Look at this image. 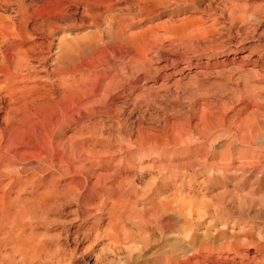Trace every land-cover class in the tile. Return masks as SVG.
<instances>
[{
	"label": "bare ground",
	"instance_id": "6f19581e",
	"mask_svg": "<svg viewBox=\"0 0 264 264\" xmlns=\"http://www.w3.org/2000/svg\"><path fill=\"white\" fill-rule=\"evenodd\" d=\"M145 1L146 0H133L132 3L130 1L131 4L127 3V5H125L121 0H0V236L4 237L0 238V245L1 247H3V244H6L7 246L9 245L6 248L0 249V264H6L10 261L13 262L15 258H17L16 263L27 264V262L31 261L30 259L29 261L27 259L28 254L31 255L32 258L34 257L37 259H40L41 257L50 258V252L48 253L47 250L44 249V246L46 245L43 244V241L41 242L44 238V233L42 234L43 236L40 241L39 239L34 241V251L30 252L28 248L25 250L27 244L31 243H27V241L34 238L31 235L33 234V231L29 230L30 228L28 229L27 225L31 223L32 225L35 224L36 226H40V223L33 224L32 222H36L37 220L42 221L45 216L44 213H47L45 210H49V208L52 210L53 207L57 208L55 205H58L59 202L62 203L63 201H68L70 204L71 201L72 204L74 203L76 207H79V205L84 206L87 202L95 200L97 202L96 205L99 204L102 209L107 208L105 212L107 211L109 216L106 214V217L104 218H107L108 216L109 218L107 219L109 220V223L106 220L107 225L101 229V231H97L96 234L98 233L101 237L105 239L107 238L111 243L113 242L112 240L116 239L148 238L145 233L147 232V228L145 227H148L147 223L164 219L169 214L175 212L174 209L168 205L169 203H165L166 200L164 202H160V200L158 203L156 201L154 207L150 206L151 208L147 207L145 209L141 208L140 210H135V216H133L132 219H137V221L135 220V223L130 227L125 226L126 223H130L129 220L131 219H128L124 212L129 211L132 205H138L136 204L138 201L135 202L133 200L136 198L133 197L135 196L134 194L139 195V193H141V198H143L148 195L146 194L147 191L150 192L153 187L157 188L159 185H155L157 183L154 182L155 178L153 176V178H150V180L145 182L141 188L134 185L133 179H127L128 174H124L127 176L125 179L119 177L122 175L115 177V180L113 177L116 174H122V170L125 171L126 168L128 169L127 165L130 164L133 166V163L137 162L139 163L137 166L139 172L136 171L134 173L138 172L140 175L141 171L143 172V170H145L143 169V166H141L142 164H140L141 159L148 156L151 151L160 152L161 155L160 149L163 146L161 144L158 146L157 143L150 144L151 142L149 143L150 145L147 143V145H144L145 143H141V140L138 139L137 132L135 135L132 133L133 130L132 132L128 130L131 134H128L130 139L126 140V146L121 144L123 138H121V140L116 138L115 142L117 145H114L115 142L114 144H111L109 142L110 139L108 140V137L104 135L103 130L105 129V122H102V120L104 121L106 118L105 116H108L109 114L106 115L103 113L105 118H102V120L100 118V114L102 115L101 110L109 111L114 109L112 110L113 113H115V110H118V113H121L126 106H129L128 103H130L133 108L138 107L141 102H144V104L148 103L149 105L152 103V98L160 100L161 98H165L172 91L173 93L179 92L183 85L190 86V84H192L193 86V83L194 85L197 84L198 80L196 78H198L200 73H204L208 68L214 67L215 65V63L211 64L206 60L200 61V59L197 58L195 60V58L189 56H195L196 54L193 52L194 49L191 44L190 46L193 50L191 48L189 49L186 41H193L192 38H194L195 35L199 32L201 33V31L204 32V26L201 29L202 26L199 28L198 23L191 21L195 19H181L182 17L177 21H173V17L172 19L170 17L166 22L152 26V19L156 16L158 17V15L154 13L156 11L147 14L148 12L146 13V11H149V7H146L145 3L147 5L149 1V3L153 4L155 0ZM171 1L169 2L171 3ZM155 3L157 4V2ZM158 3L160 6L161 3ZM151 4L147 6H151ZM143 5L146 10H144V14H147V16L149 15L150 17L145 15L139 17L138 14H141L139 12H144L141 9L144 8ZM12 7H15V10L13 9L14 11L11 9ZM155 7L156 6L154 5V8ZM157 7L155 10H159ZM162 7L163 6H161V8ZM165 7H163V9L160 8V10H164ZM150 8H153V6ZM123 10L127 12L133 11L131 15L134 16L136 14V17L138 18L134 19V17L123 23L124 19H126V17H123ZM12 11L15 14L14 16L11 14ZM8 12L10 13L7 14ZM153 13L154 17L151 16ZM10 14L12 16H10ZM120 15L123 17L122 23L118 20V18L121 17ZM131 15L130 17H132ZM197 18H199V15ZM198 20H200L199 22H201V24L205 23H202L203 20L201 21V18ZM138 23L150 25H147L140 30L137 29V31H133L132 29L136 28ZM113 25L118 27L116 32H112L115 30V28H111ZM208 26L210 27V25H206V27ZM211 26L213 27L214 25L212 24ZM230 30L231 29H229V31ZM123 31L126 33L125 35L123 34ZM205 32L207 33L208 31ZM209 32L213 31H210L209 28ZM213 34L215 36L217 32L216 34ZM217 38L219 37L217 36ZM211 39L213 40V38ZM217 40L219 41V39ZM220 40L222 41V39ZM182 41L186 42L184 43L188 46V51H191V54L190 52L187 54V46L184 45V43L183 47H186L184 48L186 52H179L178 49H181V45L179 46L178 42L180 43ZM208 41H210V38L207 40V43L205 41L204 45L209 44ZM196 42L198 44V41ZM216 42H214V44H216ZM164 43L168 44L164 45ZM219 43L221 42H217L216 45L218 46ZM204 45L202 44V47ZM220 45L224 48L221 43L219 44L218 49H220ZM210 46L208 45L207 47L210 48ZM213 47L216 48L215 45ZM194 48L198 50L200 49L201 51L203 49L198 48L197 46ZM207 50L211 51V49ZM212 51H214V49ZM198 52L196 51L197 54H199ZM248 54L245 51L240 53L235 52V57L230 56L231 58L228 60L224 58L225 60L222 59L216 64L227 65L228 67L232 65L230 66L232 70L229 71H231V74L234 72L235 75V72L238 73L243 71L241 66L245 64V58L248 57ZM251 54L252 53L250 52L249 56ZM126 59H128L127 62L124 61ZM123 61L125 63H123ZM262 63H260V66ZM229 71L227 70V72ZM244 71L246 73L244 72V74L241 75L238 73L240 76L237 75L239 77L242 76L243 78L249 77L254 75V73L256 74L258 70L255 69L254 62H251L249 69ZM224 74V76H226L227 73ZM185 79L187 82L184 81ZM248 79L246 78V81ZM183 81L185 83H182ZM246 81L243 79V84L241 82V90L237 87V90H240V93L239 91L238 93L241 94L242 97L239 95L241 98L237 100L238 96L237 98L234 96L236 102H242V104L240 103L242 107H240L239 110H234L235 117H238L240 112H246L250 106H252L251 108L257 107V104L255 105L256 102L254 103L255 97H261L259 94L254 96L256 93H251L249 88L252 86ZM237 82L238 80H236V83ZM219 88L222 89V86ZM253 88L255 89L258 87L256 86ZM260 88L262 87L260 86ZM254 89H252V91ZM254 91L257 92V89ZM259 91H262V89ZM233 93H235V91ZM231 98H233V96ZM201 103H203L202 100ZM197 104L200 103L198 102L194 105V111L197 113H207V115L210 116V123L216 121L220 114H224L222 112L223 104L218 97L214 99L213 102L207 101L202 106H197ZM249 110L248 113H251ZM255 110L256 108L253 111ZM262 110L264 111V109ZM118 113H116L117 116ZM248 117H250V114ZM245 119L247 120V116ZM106 120H108V117ZM114 122L115 121H113V125H115ZM237 122L241 123L242 120L238 121L237 119ZM120 125L121 124L118 126ZM209 125H207V128ZM137 126L138 124H136V127ZM229 126L231 127L233 125ZM109 127L108 130L113 126ZM245 127L243 125V128ZM250 127L248 126V131ZM146 128L144 129V132ZM128 129L130 128L128 127ZM210 129L211 131H209L208 134L212 135L215 131L213 128ZM247 129L245 128L246 132ZM135 130L138 131L137 129ZM151 130L150 132H152ZM128 131H126V133ZM235 131L238 130L236 129ZM241 131L242 130H240V132ZM245 131L240 133L244 134L243 137L245 136ZM111 134L113 133L111 132ZM115 134L122 136L118 131L115 132ZM129 136L125 138H128ZM154 137L157 136L145 134V140H154ZM262 138H264V136H262ZM140 139H142V137H140ZM244 139L246 140V137H244ZM231 140L233 141V139ZM235 140L237 141V139ZM232 143H230V145H232ZM224 144L226 145V143ZM110 148L112 150L113 148H117L116 153ZM107 149H110L108 153H106ZM110 151H112L115 156L110 154ZM183 151H185V149ZM105 153L110 154L108 156L114 157H109V160H107L104 157V155L107 156ZM176 153L178 152H175V154ZM168 155L170 154L168 153ZM222 156L223 155H221V157ZM114 159L118 162V166H111V168L110 164L115 162ZM151 162L154 163L153 161ZM181 164H183V162H181ZM200 165L202 166L200 167ZM200 165L199 167L203 173L209 174L208 176L215 173V171H223L225 173L234 171L235 173V171H243L246 167H253L254 165H258V168L264 169V157L263 160H259V162L257 161L255 164L250 162L238 163L235 158L227 160L221 158L215 160L207 159V161L203 160L200 162ZM158 169L160 171L157 174L161 177V175H164L162 174L164 173V167L159 166ZM201 170L199 172H201ZM254 171L256 172V169H254ZM130 176L135 178V175L132 176L131 173ZM163 177L165 178V175ZM242 177L244 178V175ZM110 178L114 181L109 182ZM164 178L161 180H164ZM160 182L158 184H160ZM163 183L164 182H162V184ZM97 210H99V208ZM89 211L90 210H87L88 213H90ZM83 213L84 212L80 213V215H83ZM32 219H34V221L31 222ZM100 222L102 223L103 221ZM44 223L45 222L43 221V224ZM91 229L88 230H90L92 234L95 230ZM76 232H78L77 234H81L77 230ZM77 234L75 236H77ZM88 236L91 235L89 234ZM258 236H260V234ZM145 238L144 241L146 240ZM261 238L258 237L259 241ZM148 239L146 240L147 242ZM262 239L263 240L261 241H264V238ZM243 241L245 242L246 240ZM231 242L228 244L226 243L217 250L213 246H210L207 249L205 247L204 249L199 248L198 250H193V252H188V256L185 257V259L183 257L184 260L181 259L183 261L178 264H226V260H230L232 264H235V258L233 257L235 256V253L246 261H244L245 263L239 261L238 264H264V244L255 240L249 241V244H252V247L255 250L251 253H243L239 249H235V244H230ZM243 246L244 245H242V247ZM126 247H128V244ZM58 250H56V252ZM229 253H232L233 256H230ZM55 259L56 262H58L57 258Z\"/></svg>",
	"mask_w": 264,
	"mask_h": 264
},
{
	"label": "rangeland",
	"instance_id": "374dc122",
	"mask_svg": "<svg viewBox=\"0 0 264 264\" xmlns=\"http://www.w3.org/2000/svg\"><path fill=\"white\" fill-rule=\"evenodd\" d=\"M121 1H123L122 3L125 5H127V3H130V1H131V3L133 2V0H121ZM146 1H148V0H146ZM169 1H171V0H167V1L166 0H161V1L155 0L154 3L157 2V4L156 3L154 4L152 2L156 7L158 6L157 8H159V10H155L156 7L154 8V5L149 3V1H148L147 5L151 4V6H153V8H150L151 6H147L145 3V6L149 7V11L145 10L144 5H143L144 8H141V9H142V11L145 10L146 13L148 12L147 14L152 13L153 11H156L154 13L156 15H158V17L157 16L154 17L153 16L154 13L152 15L150 14L151 16L154 17V19H152V23H151L152 26L164 23L167 20H169L170 17H171V19L173 17V19H172L173 21L180 20L181 17H182L181 19H183V18L195 19V20H191V21L198 23L199 28L202 26L201 27V29H202L204 26L203 31L204 30L208 31L207 33L205 31L204 32L201 31V33L199 32L197 35L194 36V38H192L193 41H191V40L186 41L187 45L189 46V49L190 48L192 49V47H193L194 50L193 49L192 50L196 54V55L194 54L195 56H193V55H189V56H192L193 58H195V60L197 58V59H200V61L206 60V61H208V63H211V64L215 63L214 67H211L212 69L208 68L204 73H200L198 78H196L198 80L197 84L194 85V83H193V86H192V84H190L191 87L189 85H183V87H181L179 92L173 93V91H172L171 92L172 94L169 93L165 98H161L162 100L161 99L155 100V98H152V103H150L149 105H148V103H145L149 107H147L144 104V102H141V104L138 107H134V108L132 107V105L130 103H128L129 106H126V108L123 109L122 112L120 110L121 113H118L119 112L118 110H115L114 111L115 113H113L112 110H114V109L109 110V111L101 110L102 115L100 114V118L102 120V118L104 119L105 117L106 118L108 117V120H106V118L104 119V121L102 120L103 123L105 122L104 123L105 125L103 124L105 126V129L103 128L104 129L103 132H104V135H106L108 137V140L110 139L109 142L111 144H114V142L116 141V138L120 139V140H121V138H123V140L121 141V144L126 146V144H125L126 140L130 139L129 135L131 134V132L133 130L132 133L135 135V133L137 132L136 134H138V137H139L138 139L141 140V143H143V144L145 143L144 145H147V144L150 145L152 143H157L158 146L160 144L163 146L160 149L161 155H160V152H154V151L152 152L151 151L148 154V156H145L141 159L140 164H142L141 166H143V169H145V170H143V172L141 171L142 174L140 173V175H139V173H138L139 171H138L137 166L139 165V163L137 162V163H133V166L130 164H129L130 166L127 165V167H128V169L126 168L127 171L122 170V174L119 173L113 177V179L115 180V177H118L119 175H122L119 177H122L123 179L127 178V176H128L127 179H133L134 185L138 188L143 187L145 182L150 180V178L154 177L155 178L154 182L157 183L155 185H157V186L159 185L157 187L158 189L153 187L152 190H150V192L147 191L146 194H148V195H146L143 198H141V193H139V195L134 194L135 196H133V197H136V198H134L133 200L135 202L138 201V202H136V204H138V205L137 206L132 205L131 209L129 211L124 212L125 216L128 219L129 218L131 219V220H129L131 225H130V223H126V225L124 223V225L128 226V227L132 226V224L135 223V220L137 221V219H134V220L132 219V217L135 216V212L137 210H140L141 208L145 209V208L150 207V206L154 207L156 204L155 203L156 201L158 203V201H160V200H161L160 202H164L166 200L165 203L166 204L169 203L168 205L170 207H172V209H174L175 212H173L172 214H169L164 219H159L158 221L156 220L154 222L147 223L148 227L145 226L147 228L146 229L147 232H145V233L147 234V237L149 239L145 238L144 236L143 237L146 240L148 239V242L146 240L144 241V238L140 237L137 239L136 238H134V239L124 238L125 240L116 239V240H112L113 242L111 243L107 240V238L105 239V238L101 237V235H98V233L96 234L97 231L98 232H99V230L101 231V229H103L107 225L106 220L109 223V220L107 219V218H109L108 212L107 211L105 212V210H107V208L102 209L99 206V204L96 205L97 202L95 200H91L90 202H87V204L84 206L79 205V207L78 206L76 207L74 205V203L72 204L71 201H70V204L68 203V201H63L62 203H64V204L59 202L58 203L59 206L62 204L60 207L58 205H55V206H57V208L52 206L54 211H53V209L51 210V208H49V210L47 209L48 211L45 210L47 213H44V215L45 216L48 215V216H46V218L44 216V219H42V221L37 220L36 222H32V221H34V219L31 220V222L33 224L34 223H36V224L40 223L39 225L40 226L42 225L43 227L42 226L40 227L38 225L36 226L35 224L32 225L31 223L27 225V228L28 229L30 228L29 230L33 231L32 232L33 234H31V235L34 238L32 240L27 241V243H29V242L32 243V241H33V243L27 244V246L25 247V250H27V248H28V250L30 252L34 251L35 250V248L33 249L34 241L38 240V239L40 241L42 239L41 237L44 235V238L41 240V242L43 241V244L46 245V246H44L45 247L44 249H46L48 253L50 252V255H49L50 258L41 257L40 259L39 258L37 259L34 257L32 258L31 255L28 254L27 259H28V261H29V259L31 261L27 262V264L28 263L29 264H56V263L57 264H166V263L167 264H171V263L172 264L173 263L178 264L179 262H182L185 259V257L188 256V254H189L188 252H191V251L193 252V250L195 251V250H198L199 248L204 249L206 247V249H207L210 246H213L217 250L221 246H224L226 243L228 244L229 242L232 241L230 244H235V249H239L243 253H246V252L251 253L255 249L252 247L253 246L252 244H249V241L255 240V241L260 242L261 244H264V241H261V240H263L262 238H264V169L258 168V165L257 166L254 165L253 167H249V166L246 167L243 171H235V173H234V171L228 172V173L227 172L225 173L223 171H221V172L215 171V173H212L210 176H208L209 174L203 173V171L200 168L202 166V165H200V162H202L203 160L207 161V159L208 160H215V159L224 158L225 160H227V159L235 158L238 163L239 162H242V163L250 162L253 164H255L257 161L259 162V160L260 161L263 160V157H264V138H262V136H264V111L262 109H264L263 108L264 107V99H263L264 98V72H262V71H264V63H262V62H264V0H172L171 1L172 4ZM158 2L161 3L160 6H159ZM166 2L168 4L170 3L169 4L170 6ZM164 3H166L167 5ZM161 6H163V7L167 6L168 8L165 7L164 10H160ZM163 7L161 9H163ZM11 9L15 10V7H12ZM146 9H148V8H146ZM13 11L11 12V14H13V16H14L15 14L13 13ZM145 11L143 13L140 11L139 13H141V14H138L139 17L141 15L147 16V14H144ZM161 11H162V13H161ZM132 12L133 11H131V12L124 11L123 17H126V19H124V21H123V19H122L123 17L120 15L121 17H119L118 20H120L121 23H122V21H123V23H125L126 20L132 19L134 17H135L134 19H137L138 17H136L137 16L136 14L134 16L131 15ZM9 13L10 12H8L7 14H9ZM127 13L128 14L130 13V14L128 15ZM171 13H173V14H171ZM11 14H10V16H12ZM170 14H171V16H170ZM130 15L132 17H130ZM198 15H199V18H197ZM147 17H150V16L148 15ZM200 18H201V21L203 20L202 23L205 22V23H203L204 25L201 24V22H199L200 20H198V19H200ZM206 18H208L210 20H208ZM205 19H206V21H205ZM212 24L215 27L214 26L212 27L211 26ZM147 25L149 26L150 24L143 25L141 23H138V26H137L138 28L136 27L132 30L137 31V29L140 30L143 27L145 28ZM206 25H210V27L209 26L206 27ZM139 26H140V28H139ZM205 27H206V29H205ZM111 28H113V29L115 28V30L112 29L113 30L112 32H116L118 27L117 26L115 27V25H113V27H111ZM209 28H210V31H213V32H209ZM229 29H231V30L229 31ZM216 32H217V34H216ZM213 33H215L219 38H217L216 35L214 36ZM219 33H220V35H219ZM123 34L125 35L126 33H124V31H123ZM206 36H207V38H206ZM209 36H211V37H209ZM215 37H216V40H215ZM209 38H210V41H208L209 44L204 45L205 41L207 43V40ZM211 38H213L214 41ZM202 39L204 42L202 41ZM217 39H219V41ZM220 39H222V41ZM196 41H198V44ZM216 41L221 42L223 44L224 48L220 45V49H218V46L221 43H219L217 46ZM184 42L183 41L180 43L178 42L179 46L181 45L180 47L182 50L178 49L179 52H181V53L188 51V46L185 44L186 42L185 43ZM214 42H216V44H214ZM183 43H184V45L187 46L186 51L184 50V48H186V47H183ZM167 44L164 43V45H167ZM190 44L192 47L190 46ZM199 44H200V46H199ZM202 44L204 45L203 47H202ZM212 44H214L217 49L214 48L213 47L214 45H212ZM208 45L209 46L211 45L210 48L207 47ZM195 46H197L198 48H201V49L203 48L202 51L200 49L199 50L195 49L194 48ZM212 48L214 49V51H212L213 50ZM207 49H211L212 52L210 50H207ZM196 51L197 52L199 51L198 52L199 54H197ZM203 51H205V52H203ZM206 51H207V53H206ZM215 51H217V52H215ZM242 51H245L247 54L248 53L250 54V52H251L252 54L250 56L248 54V57L245 58V64H243V66H241V69L243 71L238 72V73H240V75L244 74V72H245L244 70L247 71L249 69V66H251V62H254L255 69L258 70L257 73L259 72L258 74L254 73V75L249 76V77H244V78L241 76L242 77L241 78V77H239L240 75L236 72H235V75H234V72H232V74L234 76L231 74V71H229V70H232V68H230V66H232V65H230L228 67L227 65L216 64L217 62L221 61L222 59L228 60L231 57H235V52L240 53ZM189 52L191 54V51H188L187 54H189ZM127 60L128 59H126L124 61L127 62ZM124 61H123V63H125ZM260 63H262V65H261L262 67L260 66ZM227 68H229V69H227ZM226 69L230 73L227 72ZM216 71H217V73H216ZM224 73H227L226 76H224L225 75ZM219 74H221V75H219ZM222 74H223V76H222ZM236 75L238 76V78ZM230 76L233 78H231ZM229 78H231V79H229ZM246 78L247 79L249 78L251 81L249 79L246 81ZM243 79H245V81L247 83L249 82L248 84H250V86H252L251 88H249L251 93L254 92V93H256L254 96H257V94H259V95H261V97L260 96H257L258 98L255 97L254 103L256 102L255 105L257 104L256 105L257 107L251 108L252 106H250L249 107L250 110L248 108L249 112H251V113H248V110H247L246 111L247 113L246 112H240L239 113L240 117H239V115H238V117L237 116L235 117V111L234 110H239V108L242 107V105H241L242 102L241 101L236 102V98L238 96V98H237V100H238L242 97L241 94H239V93H240V90L242 89L241 87L243 84ZM236 80H238L237 83H236ZM184 81L187 82L186 79ZM184 81L182 83H185ZM241 82H242V84H241ZM214 83H216V84H214ZM251 84H254L255 86L251 85ZM221 86H222L223 90L221 88H219ZM256 86L259 88V90L262 89V91H259L258 88H255V89H257V92H255L254 91L255 89L253 87H256ZM260 86L262 88H260ZM237 87L240 90H237ZM252 89H254V90L252 91ZM234 91H235V93H233ZM238 91H239V93H238ZM239 95L241 97H239ZM232 96H233V98H231ZM234 96L236 98H234ZM217 97H218V99H220L221 103L223 104L222 105V112L225 115L220 114L218 116V118L216 119V121L218 120L217 122L213 121L214 123L213 122L210 123V116L207 115V113H205V112H202V113L195 112L194 111V105L199 102L200 104H197V106H202L207 101L213 102L214 99H216ZM201 100L203 103H201ZM261 101H263V102H261ZM180 103H182V104H180ZM224 104H225V107H224ZM258 105H259V107H258ZM186 106H187V108H186ZM129 107H130V109H129ZM255 108H256V110L253 111ZM128 111H131V112H128ZM257 111H258V113H257ZM110 112H111V115H110ZM103 113L106 115L109 114L110 116L109 115L105 116ZM116 113H118V116H120V117H118ZM244 113H245V115H244ZM249 114H250V117H248ZM122 116H124V117H122ZM246 116H247V120L249 122L245 119ZM109 117L111 119L113 117L114 118L111 120ZM127 117H128V119H127ZM231 117H232V119H231ZM243 117H245V118H243ZM207 118L209 119V121ZM252 118H254V119H252ZM117 119H118V121H117ZM226 119H227V122H226ZM234 119L236 120V122ZM237 119H238V121L242 120V122H241L242 124L240 122L238 123ZM113 121H115V122L117 121L118 123L114 122L115 125H113ZM232 121H234V122H232ZM250 121H252V122H250ZM135 122H136V124H138L137 127H136ZM209 123H210V125H209ZM119 124H121V125L118 126ZM206 124L209 125L208 128H207ZM109 125H110V127L113 126L110 129L111 131L108 130ZM141 125H143V126H141ZM212 125H214V126L216 125V126L214 127ZM229 125H233V126L230 127ZM239 125H240V127H239ZM243 125H244V127L246 126L245 127L246 129L248 128V126L249 127L251 126L249 128V131L247 129V132H246L245 128H243ZM144 126H145V128L147 127L149 130L146 128L147 131L145 130V132H144V129H145ZM237 126H238V128H237ZM128 127L130 129H128ZM113 128H116V129H113ZM126 128H127V130H126ZM210 128H213V130L215 131V132L213 131L214 133L212 135L208 134L209 131H211ZM106 129H107V132H106ZM135 129H137L138 131H136ZM141 129H142V131H141ZM154 129H155V131H154ZM236 129L238 131H235ZM239 129L242 131H245L247 133L246 134L245 132H243V133H245L244 137H246V140L243 137L244 134H240V133H242V131L240 132ZM115 130H117L122 136L116 135L115 132H117V131H115ZM125 130L126 131L130 130L131 132L128 131L126 133ZM150 130L152 132H150ZM218 130H220V131H218ZM111 132L113 134H111ZM147 132H149V133H147ZM154 132H156V133H154ZM145 134L146 135L149 134L150 136L154 135L157 137H154L153 138L154 140H145L146 139ZM221 134H222V136H221ZM248 134L250 137L248 136ZM237 135H238V137H237ZM127 136H129V137L125 138ZM260 136H261V138H260ZM140 137H142V139H140ZM143 137H144V139H143ZM248 137L251 139H249ZM111 138H112L113 142H112ZM239 138H241L242 140ZM124 139H125V141H124ZM231 139H233V141ZM235 139H237V141ZM224 143H226V145ZM230 143H232V145H230ZM114 145H117L116 142ZM168 146H169V148H168ZM224 146H226V147H224ZM211 147H212V149H211ZM226 148L228 149V151ZM110 149H107L106 153H108ZM116 149L117 148H113V150L112 149L111 150L116 153ZM181 149H183V150L185 149V151H183ZM112 151H110V154L114 155V153ZM174 151L178 152V153L175 154ZM168 153L170 155L171 154L172 155L170 156V155H168ZM110 154H106L107 156L104 155L105 159L109 160V157L111 158V157L115 156V155L114 156H108ZM221 155H223V156L221 157ZM168 156L171 158H169ZM204 156H206V157H204ZM154 159H156V160H154ZM169 159H170V161H169ZM114 161L116 163L114 162L115 164L114 163L110 164V167L111 166H113V167L118 166V162L115 159H114ZM151 161H153L155 164L152 163ZM181 162H183V164H181ZM185 162L188 164V166ZM143 163H144V165H143ZM199 165H200V167H199ZM159 166L164 167V170H163L164 173H162V174L165 175V178L167 177L166 179L163 177L164 175H161V177H162L161 178L157 174L160 171L158 169ZM182 166H184V167H182ZM254 169H256V172L254 171ZM200 170H201V172H199ZM136 171H138V172L134 173ZM130 173L132 176L135 175L134 176L135 178L131 177ZM132 173H134V174H132ZM124 174H126V175L128 174V175L126 176ZM155 175H156V177H155ZM243 175H244V178L242 177ZM239 177H240V179H239ZM163 178H164V180H161ZM113 179L110 178L109 182H113L114 181ZM184 181H185V183H184ZM159 182H160V184H158ZM162 182H164V183L162 184ZM160 186H162V187H160ZM139 201H141V202H139ZM149 202H150V204H149ZM87 207H89V208H87ZM90 207H92V208H90ZM93 207H94V209H93ZM79 208H81L82 210ZM83 208L84 209L86 208V209L84 210ZM98 208H99V210H97ZM87 210H90L89 211L90 213H88ZM81 211L84 212L83 215H80V213H82ZM96 211H97V213H96ZM100 211H102V212H100ZM86 213L89 216H87ZM101 213H103L104 215ZM106 214L108 216H107V218H104V217H106ZM172 215H174L175 217ZM189 217H191V218H189ZM54 218H55V220H54ZM43 221L46 224L45 223L43 224ZM100 221H103V222L101 223ZM49 222H50V224H49ZM125 222H127V221H125ZM47 223H48V226H47ZM93 225H95V226H93ZM100 226H101V228H100ZM172 226H174V227H172ZM36 227H37V229H36ZM91 228L95 230L94 232H92V234H91L90 230H88ZM160 229H161V231H160ZM76 230L79 231V233H81V234H77L78 232H76ZM173 231H175V232H173ZM88 232H90V233H88ZM188 232H189V234H188ZM45 233H46V235H45ZM71 233L72 234L74 233V234L72 235ZM94 233L96 234V237H95ZM76 234H77V236H75ZM89 234L91 236H88ZM257 234L258 235L260 234V236L262 238L260 236H258ZM1 237H3V236H0V238ZM152 237H154V238H152ZM164 237H166V238H164ZM258 237L261 238L260 241H259ZM85 239H87V240H85ZM95 239H97V240H95ZM242 239L246 240V241L244 242ZM75 240H78V241H75ZM119 240H120V242H119ZM127 244H128V247H126ZM5 245L6 244H3L2 245L3 247H1V245H0V249L6 248L9 246V245L5 246ZM178 245H179V247H178ZM242 245H244V246L242 247ZM132 247H134V248H132ZM56 250H58V251L56 252ZM0 252H1V250H0ZM54 253H55V255H54ZM52 255H53V257H52ZM229 255L233 256L232 253H229ZM183 257H184V259H183ZM233 257L235 258V260H234L235 264H238L239 261L243 262V263L246 262L245 260L242 259L241 256H239L236 253H235V256H233ZM55 258H57L58 262H56ZM181 259H183V260H181ZM51 260H54V261H51ZM16 261H17V258H15V260H13V262L10 261V262H7L6 264H15ZM225 262H226V264L227 263L232 264L230 262V260L229 261L226 260ZM16 264H20V263H16Z\"/></svg>",
	"mask_w": 264,
	"mask_h": 264
}]
</instances>
